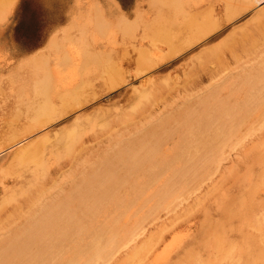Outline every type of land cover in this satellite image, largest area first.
I'll return each mask as SVG.
<instances>
[{
  "label": "bare ground",
  "instance_id": "obj_1",
  "mask_svg": "<svg viewBox=\"0 0 264 264\" xmlns=\"http://www.w3.org/2000/svg\"><path fill=\"white\" fill-rule=\"evenodd\" d=\"M194 1H197V3L199 2L198 0H192V2H189L192 3L191 9ZM209 1L210 0H207V2ZM1 2L2 0H0V4ZM241 2H245L246 4L252 6H260L262 2H264V0H243ZM198 4L196 5V8L198 6H201L203 3H200L201 5ZM9 5L7 4V6ZM162 5L165 11H167L166 14L163 17H159L156 26L154 25L153 27H151V25H148V29L145 30L144 28V30L146 33L149 32L155 40L165 43L166 46H163H165V48H168L166 50H169L171 55H175L181 50L195 44L205 36L213 33L217 28L222 26L224 22L230 20L235 16V12L230 8H226L227 12L224 10L227 15L224 19L222 18V21L217 20L215 18L216 14H212L211 11L203 13L195 12L196 10L194 11L192 9L193 11L191 12L190 9H187V7L189 6L188 0H163ZM224 5L226 4L224 3ZM5 8L6 7H4V9ZM156 9L157 8H155V12L157 11ZM199 11L201 10L199 9ZM3 12L5 13V11ZM261 14L264 18L263 13ZM155 15L157 14L155 13ZM259 16L257 18H259ZM135 17L136 16H134V18ZM152 19L153 17L151 18V20ZM116 20L114 23H116ZM135 20L137 19L135 18ZM147 20H149L150 22L149 18H147ZM139 21L141 20H138V22ZM118 23L120 26V20L118 21ZM124 25L123 28H121L122 26L120 27L122 29L121 33L125 35V37L126 35L128 37L132 33V30L129 28V25L127 27L126 23ZM149 27H151L150 30ZM104 28L106 27L104 26ZM112 28H116V25ZM141 28L143 29V27ZM260 29V32L257 30L260 34L257 32L258 35L255 37L252 36L253 38L248 37L249 40L245 36H241V38L239 39H231L226 41L220 47H215L205 51L204 55H202L203 53H200L202 55L200 61L202 64L208 62L210 64V61L216 64V67H214L212 70L210 68L208 70L209 72L207 73V76L210 80H212V83L210 82L211 84L209 83V86H207L206 84L205 86L207 87L205 88L202 87L203 92L194 97L197 102H194L196 104L195 106L194 104L191 105L188 103V107L185 108L184 105H186V103H181L180 105L184 104L183 107L185 109L183 111L180 109L181 111L179 112V110L176 108L178 112L175 114L168 112V114L166 115H161L159 117L160 122L155 128H146V124H142L144 121H142V123H139L138 121V123H135L134 128H129L133 129V138H130L122 133L123 135L121 134L122 136L119 138V140H117L116 138L118 137L115 136L116 140L113 139V141L112 137L114 135V132L111 133V130H113L112 128L114 127V125L116 126L117 122H120L121 124L126 121V124L130 126L132 125L130 124V122L135 121H129L130 119H134L133 116V118L122 116L117 120L114 118V123L106 124V128L108 131L105 132L104 130H102L105 133H108L110 131V136L113 134L111 136V140L113 142H110L108 144L104 143L106 144V146L104 147V149L101 148L103 151L101 150L100 152L92 153V149L90 148L92 147L95 150L98 149L99 146L98 148H94L90 145L92 143L91 142L90 144H88L91 147L88 148V146H85V143L83 141V137L86 134H89L88 130H93V128L95 127L94 118L91 115H88L87 117H78L76 120L72 121V124L68 123L70 125L69 127H62L63 130L61 131L63 132H59L60 134L57 137H52L51 134H46L17 149L13 153L12 161L15 164L31 165L32 172H30L31 174L29 173V176H27L24 181L17 185V188L12 191L10 190L11 193L9 194V196L4 198L3 204H0V211L4 208H7L9 205L13 207V210L9 214L8 220H6L5 222L7 232L6 234H8V236H10L13 240V242L11 243L13 249L9 248L10 250L8 251L3 249L4 254L0 255V264H106L116 251H120L121 248L126 246L133 239H135L134 242L136 241L135 237L140 234L144 224L151 221L153 223V220H159L160 218L158 219L157 217L163 210L172 207L179 199H184L185 197L191 195L194 191L201 188L203 183L207 179L212 178V175L214 174L216 169L221 167V162L224 160V154L225 152H227L226 150L233 149L237 145L243 147V150L241 149V158L244 159L243 162L245 161V166L243 164L244 169L242 173L239 172L236 168H231L227 170L228 175L224 182H221L214 186L213 182L215 180H213L211 184L214 187L209 191L211 193L214 192V194L212 196V200L210 199V203L203 200V196L201 194V198H199L200 196L198 197L199 199L195 198L194 205L192 204L191 207L188 205L187 209L185 208L184 211L179 213L177 212L178 214H175V216L172 215L170 223L161 225V223L163 222L162 220V222L158 224L160 226H158V228L156 229V225V230H152L154 232L147 231L148 233H152L148 236L147 239L142 240V244H140L139 246L136 245V247H134V244L136 243L133 244L134 246L131 245V249L129 250V252H127L125 259L122 258L124 259V262L121 264H137L146 259L152 252V250L157 246V244H159V242H162L166 238L167 233L173 230V226L180 224L181 227V224L192 221V219H195L193 218V213H197L199 211L203 213L202 220L204 221L205 225H199V228L196 232L198 236H205L207 238H226L225 236H228V238L232 237L231 233H233L234 231H226L228 229L225 226L226 224L222 223L223 221L214 224L215 222L213 221V211H215L217 215L222 216L221 218L224 221H231L234 218L243 221V224L249 228L247 232L243 231L246 232L245 234L241 233L248 241V246L245 249L246 251H244V264H263L264 218H257V216H254V214L251 215V213L258 207L263 209V199L258 198L256 194L257 192H263L264 185V137H259L256 143L251 142V144L244 140V137L253 134L255 130H261L263 128L262 123L255 124V122L259 119V114L261 115L264 113V22L263 24H261ZM144 30L142 32H144ZM137 32L136 36H138ZM251 33L253 34V32ZM109 34L112 35L110 32ZM238 36H240V34ZM128 38L130 39L131 37ZM120 40H118V43ZM139 40H141V38ZM124 41L126 40L124 39ZM130 41L132 42V40ZM122 43L123 42L121 41V44ZM108 45V47L110 48L111 45ZM117 45L115 50H117ZM106 46L107 45H105V47ZM112 47L114 46H111V48ZM134 48H136V46ZM150 48H152V46ZM85 51L89 50H87L86 48ZM120 51L122 50L120 49ZM109 52H111L110 49L107 53ZM99 53L101 54L103 53V51ZM226 53H228L230 57L225 56ZM78 54V57H80V55H83L84 53ZM85 54H89V52H86ZM90 54H92V52ZM139 55L140 59L137 63V67L140 73H142L149 70L152 66L148 62L150 59L147 60V52L142 51ZM161 56L162 54L160 55V58H164ZM228 58H232L233 61L240 63L239 65L243 67L245 64H248V68L246 67V70L244 72L245 74L235 76L233 75L234 78L233 80H231V84H228L226 82V86H229H223L225 87V90L227 89L225 97L230 96L234 99L232 103V100L229 101L230 104L226 102V100L224 99L225 97H222V93L224 92H222L223 89L220 87L221 83H219L220 85H217L218 82L216 83L214 81L215 78H217V75H220L223 73V71L227 70L228 67L226 66V63ZM64 64H68V62L65 60ZM91 64L96 67L95 71H97L95 76L92 75L93 73H90V75H92L93 77L89 78L90 75L87 74L90 71L89 66ZM193 66L195 67V69H197L196 64ZM208 66H206L205 68H207ZM229 67L233 69V66ZM201 68L202 70H204L202 65ZM193 70L191 69V71ZM46 72L44 71L41 79L39 78V81L35 83L36 86L32 85L35 87V94L41 98V101L38 102L39 104H37L36 106H32L31 109H28V112L30 114V121H28L26 125L21 129L12 130V132L6 139V144L0 146V152H3L4 147H7L9 145H12L13 147L16 146L20 142L31 137L33 134L35 135V132L39 131L40 129L49 126L61 117L75 111L78 108L85 106L86 104L97 98L99 95L98 92L94 91L89 95L86 94L90 89H94V85L97 81H101L100 85L104 90H110L117 87L121 83L120 80L122 79L119 76L120 71L114 58L109 56L106 57L105 54L102 56L97 55V57L93 58L92 61L86 60L84 64V70L82 72L83 74L81 75V77L80 75H78L80 78H76L77 72L73 74L74 76H72L71 72L67 71L70 72L71 75H69L70 79L68 78V82L67 80H65L67 79V76L64 79V77L62 76L63 74H59L60 78L63 77V80H61L59 79V76L51 78L48 75L49 73L47 74ZM205 72L207 71L205 70ZM191 73L190 75L193 78L195 75L192 76ZM196 75L200 76V74ZM222 75H220V77ZM227 75H229V73H227ZM227 75H225V77ZM37 76H39V74H37ZM221 79H223V76ZM218 80L220 79L218 78ZM64 81L67 82V85H65ZM156 84H158V82ZM17 85L19 86V84ZM158 86L155 87L154 90H157ZM101 87L99 89H102ZM164 87L166 88V86ZM187 87L192 88V84L191 86ZM172 88H174V86H172ZM95 89L97 90L96 87ZM154 90L153 93L156 92V90ZM10 92H12V90ZM194 92L196 91L194 90ZM186 94L188 95V93ZM186 94L184 93V95ZM155 95L156 94L154 93L146 94L145 96H143V101L145 102L144 106H142L143 109L140 110L142 112V116L144 115L143 113H145L143 110H147L148 106L152 105V102H154L153 100H151V98ZM32 96L34 97V95ZM171 99L168 105L172 104ZM179 101L181 102L180 99ZM151 107L152 106H150V108ZM161 108L159 109V111L161 110ZM165 108H162L161 111L165 112L163 110ZM172 109L176 110L175 107ZM112 111L114 112V110ZM152 113L150 114L153 116ZM228 115L232 119L231 124L227 125L223 122H220L224 117ZM144 118L145 117H143V119ZM141 127H143V129ZM100 131L101 129L99 130V132ZM131 131L130 133H132ZM96 132L99 133L97 130ZM99 134L102 133L100 132ZM107 135L108 134H106L105 136ZM107 139L103 140L107 141ZM97 141L95 142V144L98 143ZM109 141L110 140H108V142ZM169 141H171V143ZM167 143L172 144L173 146H168ZM166 145L169 148L166 147ZM237 161L239 162V160ZM231 162L233 161L231 160ZM223 165L225 166V164ZM240 168L238 167V169ZM219 176L220 175H218L217 177ZM16 180L18 179L16 178ZM231 184H236L239 188L247 189L248 194L230 197L229 186ZM207 189L208 188H206V190ZM206 190L204 191L205 194L207 192ZM185 201L187 203V200ZM232 208H235V210H232ZM168 219L170 218L168 217ZM196 220L197 219H195L194 221L197 222ZM0 229H2V227ZM178 232L176 231V229L170 232L171 235H174V237L176 238V242L172 244V251L180 249L182 253L186 252V254L176 260H168L167 258L163 260V257H161L163 260L161 264H215L213 262L210 263L211 260L208 259V262H204L201 258L200 252L197 249H193L190 247L186 248L184 244V242L186 243V241H180L187 236L188 231L182 229L181 232ZM192 235L193 238L194 234ZM166 243H168V241ZM5 244L7 245V243ZM31 245H34L36 247L35 250L31 249ZM3 247L6 248L7 246H2V248ZM2 248L0 249V251L2 250ZM225 250L226 248L224 246H221L220 250L217 251V254H222V252H224ZM122 252L125 253L126 251ZM162 253L164 254L165 252L162 250ZM156 255L157 254H155V256ZM155 261H157V263L160 262L155 259L153 260V263L155 264H157Z\"/></svg>",
  "mask_w": 264,
  "mask_h": 264
},
{
  "label": "rangeland",
  "instance_id": "obj_2",
  "mask_svg": "<svg viewBox=\"0 0 264 264\" xmlns=\"http://www.w3.org/2000/svg\"><path fill=\"white\" fill-rule=\"evenodd\" d=\"M154 1L155 0H153V1L152 0H15V1L14 0H2V2H1L2 5L0 4L1 5L0 6L1 7L0 8L1 9V11H0V77L2 79V80L0 79V120H1L0 121V146H3L6 144V139L8 138V136L10 135V133L12 132L13 129H15V130L21 129L22 127H24L26 125V123L28 121H30V119H29L30 114L28 112V109H31L32 106H36L37 104H39L38 102L41 101L40 100L41 98L38 97L34 92V88H35L34 86H36L35 83H37V81H39V78L41 79L44 71L45 72L48 71L46 73L47 74L49 73L48 75L51 78L59 76V79L63 80L62 78L64 77V79H65V77L67 76L66 77L67 79H65V80H67V82H68V80L70 79L69 78L70 72H71L72 76H74L73 74L77 72L76 78H80L81 75L83 74L82 72L84 70V64H85L86 60L92 61L93 58L97 57V55L102 56L105 54L106 57L109 56V57L114 58L117 66L119 68V71H120L119 76L122 79L120 80L121 83L118 85L119 87L117 86V87L112 88L110 90H104L100 85L101 81L100 80H99L100 82L97 81L98 83L97 82L95 83L94 89L93 90L90 89L86 93L89 95L94 91L98 92L99 95L97 98H95L94 100H92L91 102L86 104L85 106L78 108L75 111L61 117L60 119L56 120L55 122H53L49 126L43 128V129H40L39 131L35 132V135L33 134L31 137L25 139L24 141L20 142L16 146L13 147L12 145H9L7 147H4L3 152H0V162L2 163V164L0 163L1 164L0 165V182H1L0 183V198H1L0 204H3L4 198L9 196V194L11 193L10 190L12 191L15 188H17V185L20 184L22 181H24L25 178L27 176H29V173L32 172L31 165L15 164L12 161L13 153L17 149L26 145L27 143H30L34 139L40 138L46 134H51L52 137H54V136L57 137L60 133L63 132V131H61V130H63L62 127H65V128L67 126L69 127L70 126L69 124L70 123L72 124L73 120H76L78 117H83V116L87 117L88 115H91L94 118L95 127L93 128V130L92 129L88 130L89 134L85 133L86 135L84 136L85 138L83 137V141L85 143V146L86 147L88 146V148L91 146H93L94 148H96V147L98 148V146H99V148L95 149V150L91 147L90 149H92V153L100 152L102 149H104L106 144L113 142L116 139L119 140V138L123 135L122 133H124L125 135H127L130 138H133L134 137L133 129H129V128H132V127L134 128L135 123H138V121H139V123H142V121H144L142 124L143 125L146 124L145 125L146 128H149V127L155 128L157 126V124H159V122H160L159 117L161 115H163V114L166 115V114H168V112L175 114L178 112L177 109L179 110V112L181 110L183 111L185 108L188 107L187 106L188 103L191 105L194 104V106H195L196 104L194 102H196V99L194 97L203 92L202 87L205 88V87L209 86L210 82L212 83V80H210L208 78L207 73L209 72L208 70L210 68L212 70L214 67H216L215 66L216 64H214V62H211V61H210V64H209V62L204 63V64H202L200 62L201 57H202V55H204L205 51L210 50V49L215 48V47H220L226 41L231 40V39H239V38H241V36L242 37L245 36L247 39H248V37L253 38L252 36H254V37L257 36L258 35L257 32L259 30L261 31L260 26L264 22V18L262 17V14H261V13H263V15H264V2H262V4L260 6H258V5L252 6V5L246 4L245 2H241L243 0H210L209 2H207V0H198L201 4L203 3L202 5L199 2H198L199 3L198 4L197 1H194L192 9L194 11L196 10L195 12H203L204 13V12L211 11L212 14H214V15L216 14L215 18L219 21L220 20L222 21L225 18V16L227 15V13H225V11L227 12L226 8H230L231 10H233L235 12L234 13L235 16L232 17L230 20L224 22V24L222 26H220L219 28H217L213 33H210L209 35L205 36L203 39L199 40L195 44L181 50L180 52L176 53L175 55H171L169 50H166L168 48L167 47L165 48V46H166L165 43L158 41V40H155L149 32L148 33L145 32V30L148 29L147 28L148 25L149 26L151 25V27H153L154 25L156 26L157 21L159 20V17H163L167 12L163 8V5H162L163 0H156L155 2ZM205 1H206V3H205ZM189 2H192V0H188V5H189L188 7L189 8L187 7V9L188 10L190 9V11L192 12L193 11L191 9L192 3H189ZM6 3L8 5L10 3L11 6L10 5L7 6ZM209 3H210V5H209ZM224 3L226 5H224ZM159 4H161V5H159ZM197 4L201 5V6H198L196 8ZM204 4H206V5H204ZM4 7H6V8L4 9ZM224 7H225V9H224ZM237 7H238V9H237ZM155 8H157L156 10L158 12L157 11L155 12ZM198 8L201 11H199ZM3 11H5V13ZM155 13L157 15H155ZM222 14H223V17H222ZM134 16H136L135 18L137 20H135ZM258 16H259V18H257ZM3 17H4V19H3ZM152 17H153V19L151 20ZM89 18H91V19H89ZM147 18L150 19V22H149V20H147ZM115 20H116V23H114ZM119 20H120V24H121L120 26L118 23ZM138 20H141V21L138 22ZM90 21H92V22H90ZM145 21H146V23H145ZM259 22H261V23H259ZM103 23H104V25H103ZM113 23H114V25H113ZM123 23L124 24L126 23L127 27L129 25V28L132 30V33L130 34L131 36L130 35L128 36V37H131L130 39L127 37V35L125 37V35H123L121 33V30H122L121 28H123V25H124ZM132 23H133V25H132ZM115 25H116V28L113 29L112 27H115ZM130 25H132V26H130ZM104 26L107 29L104 28ZM141 27H143V29ZM151 27H149V30ZM139 28H141V29H139ZM144 28H145V30H144ZM103 29L106 31H104ZM137 29H138V32H137ZM143 30H144V32H142ZM250 30H252V31H250ZM109 32L112 35H110ZM136 32L138 33L137 34L138 36L140 35L139 37L136 36ZM251 32H253V34ZM254 32H256V33H254ZM142 34H143V36H142ZM237 34L238 35L240 34V36H238ZM231 36H233V37H231ZM123 38L128 43L126 41H124ZM140 38H141V40H139ZM149 39H150V41H149ZM118 40H120L119 43H118ZM130 40H132V42ZM121 41L123 42L122 44H121ZM63 44H64V46H63ZM108 44H110L111 46H114V47L111 48V46H110V48H109ZM139 44H140V46H139ZM213 44H214V46H213ZM51 45H53V46H51ZM105 45H107V46L105 47ZM116 45H117V50L119 49L118 51L115 50ZM163 45H165V46H163ZM59 46H61V47H59ZM135 46H136V48H134ZM142 46H144V47H142ZM151 46H152V48H150ZM206 46H208V47H206ZM52 47H53V49H52ZM86 48L89 51H85ZM96 48H98V49L100 48V49L98 50ZM104 48H106V49H104ZM108 48L111 50V52H109V53H107L109 51ZM123 48H124V50H123ZM102 49H104V50H102ZM107 49H108V51H107ZM120 49L122 51H120ZM152 49H154V50H152ZM156 49H157L158 53H157ZM64 50H65V52H64ZM102 51H103V53L100 54L99 52H102ZM142 51L147 52V56H148L147 60L150 59L148 62L150 63V65L152 67L149 70L140 73V71L138 70V67H137V63L140 59L139 54ZM86 52H89V54H85ZM91 52H92V54H90ZM78 53H81V54L84 53V54L80 55V57H78L79 56ZM137 53H138V55H137ZM200 53L201 54L203 53V54L201 55ZM161 54H162L161 57H164V58H160ZM58 56H59V58H58ZM225 56L230 57V55L228 53H226ZM39 57L41 60L39 59ZM69 58H71V59H69ZM42 60H43V62H42ZM65 60L68 62V64H64ZM151 61H153V62H151ZM190 61H192V62H190ZM212 63H213V65H212ZM127 64L130 66V68ZM195 64H196L197 69H195V67L193 66ZM235 64H236V68L238 67L237 69H239V70H237L235 68ZM239 64L240 63L233 61L232 58H228L227 63H226V66L228 68L226 71H223V73H222L223 75L220 74L223 76V79H221L222 76L220 77V75H217V78H215L214 81L216 83L218 82L217 85H220L219 83H221L220 87L223 89L222 92H224V93H222L223 94L222 97H225V95H226L227 89L225 90V87L229 86V85L226 86V84L227 83L231 84L230 82H231V80H233L235 75L245 74L244 72L246 70V67L248 68V66H247L248 64H245L244 67L239 65ZM201 65H202L204 70H202ZM206 66H208V67L205 68ZM229 66H233L234 70L231 69V67H229ZM251 66H250V68H251ZM89 67H90L89 70L91 72L89 71V73L87 75H90V73L91 74L93 73L92 75L95 76L96 71H97V70L95 71L96 67L93 66L92 64ZM189 67H190V69H189ZM27 68H29V69H27ZM193 68H194V70H193ZM42 69H44V70H42ZM71 69H72L73 73H72ZM184 69H186V70H184ZM191 69L193 71H191ZM205 70L207 72H205ZM13 71H15V72H13ZM67 71H70V72H67ZM235 72H237V73H235ZM190 73L192 74V76L193 75H195V76L192 78ZM195 73L200 74V76L196 75ZM227 73H229V75H227ZM37 74H39L40 77L37 76ZM59 74L60 75L63 74L62 75L63 77L60 78ZM135 74H136V76H135ZM78 75H80V77ZM92 75H90L91 77L89 76V78H92L93 77ZM225 75H227V76L225 77ZM246 75H247V73H246ZM183 77H185V78H183ZM218 78L222 81L218 80ZM227 78H229V79H227ZM176 80L178 83L176 82ZM195 81L198 85L195 83ZM67 82H65V85H67ZM157 82H158V84H156ZM183 82L184 83L186 82V83L184 84ZM17 84H19V86ZM172 84H174V85H172ZM191 84H192V88L187 87V86H191ZM206 84H207V86H205ZM32 85H34V86H32ZM157 86H158V88H157V90L156 89L155 90L158 93L154 92L156 95L154 97L151 96L152 97L151 100L154 101V102H152V105H150L152 107L150 108V106H148L147 110H143L145 113H143L144 115L142 116V112L140 110L143 109L142 106H144V102H145V101H143L144 100L143 96H145L146 94H154L153 90ZM164 86H166V88ZM172 86H174V88H172ZM223 86H225V87H223ZM95 87L97 88V90L95 89ZM100 87L102 89H99ZM11 90H12V92H10ZM19 90H21V91H19ZM100 90H101V92H100ZM161 90L163 91V93ZM192 90H193V92H192ZM194 90L196 92H194ZM165 91L168 93H166ZM172 91H174V92H172ZM189 92H191V93H189ZM175 93L176 94L178 93L177 95L178 96L180 95V96L178 97ZM184 93L185 94L188 93V95L187 94L184 95ZM157 94H158V96H157ZM191 94H193V95L195 94V95L193 96ZM32 95H34V97ZM156 96H157V99L159 98V96H160V98L161 97L162 98L161 99L159 98L157 101ZM186 97L187 98L189 97L188 100ZM226 97L224 99L226 100V102H228V104H230L229 103L230 100H232L231 103L234 101L233 97L232 98L230 96H226ZM229 98H231V99H229ZM170 99H171L172 104L168 105L170 103ZM179 99L181 100V102L179 101ZM28 102H29V104H28ZM164 102H166V103H164ZM181 103H186V105L183 104L185 108L183 107V105H180ZM165 104L167 107L165 106ZM161 107L162 108L166 107L165 109H163L166 113L161 111L162 110ZM174 107H175V109L176 108L177 109L176 110L172 109ZM138 108H139V110H138ZM160 108H161V110H160L161 112L159 111ZM94 110H96L97 112ZM112 110H114V112ZM125 112H127V113H125ZM128 112H130V113H128ZM159 112H160V114H159ZM109 113H111V114H109ZM150 113H152L153 116ZM127 114H128V116H127ZM132 114H134V115H132ZM156 114H159V115H156ZM135 115H136V117H135ZM122 116H126L127 118H129V117L133 118L134 117V119H130L129 121H131V120H135V121H131L130 124H132V125H130V126L126 124V121H124L121 124H120V122L119 123L117 122L118 125L117 124H116V126L114 125V127L112 128L113 130H111V133L114 132L113 133L114 135L112 134L114 137V138L112 137V140L113 139L114 140L112 141L111 140L112 135L111 136L109 135L110 131L108 133H105L106 131H108L106 128V124H112L115 122L114 118L117 120ZM141 117H142V119H141ZM143 117H145V118L143 119ZM156 117L158 120L156 119ZM24 118H26V119H24ZM258 118H256V119H258L257 121L255 119V121H256L255 124L262 123L263 128L261 130H259V129L255 130V132L253 133L255 136L253 134H251V135L244 137V140L246 142H248L249 144H251V142L256 143L258 141L259 137L260 138L264 137V131H263V129H264V113L261 115L259 114ZM132 122L134 123V125ZM220 122H223V123L229 125L232 123V119L228 115V116L224 117L223 120H221ZM97 128H99V129H97ZM141 128L143 129V127H141ZM2 129H3V131H2ZM59 129H60V131H59ZM100 129H101L100 132L102 134H99ZM96 130L99 133H97ZM102 130H104L105 132ZM130 131L132 133H130ZM104 134L105 135L108 134L110 136V138L108 135L105 136ZM5 135H7V136H5ZM86 136H87V138H86ZM104 136H105V138H104ZM115 136L118 138H116ZM107 137H108V139H107ZM250 137H251V139L252 138L253 139L251 140ZM103 139H107V141H105ZM108 140H110V141L108 142ZM254 140H255V142H254ZM96 141L98 142L97 143L98 145L95 144ZM102 141H103V144H102ZM169 142L171 143V141H169ZM104 143H106V144H104ZM88 144H90L91 146ZM100 145H102V146H100ZM171 145L172 144H168V146H171ZM168 146L166 145V147H168ZM234 148H236V149H234ZM234 148L226 150L227 152H225V154H224V160L221 162L222 163L221 167L217 168L218 170L216 169V171L212 175V178H209L210 180L207 179L203 183L201 188H199L198 190L193 192L194 194L192 193L191 195L184 198L185 200H187V203L183 198H182L183 200L179 199L172 207L167 208L166 210H163L159 214V216L157 217L158 219L160 218L159 220H153V223L151 221L149 223L144 224L143 229H141L142 233L140 232V234H138L135 237L136 241L134 242L135 239H133L132 240L133 242L130 241L126 246H124L125 249L123 247V248H121L123 250L120 249V251H116L115 254L116 253L117 254L116 255L113 254L111 259L109 260L110 262L108 261L107 263L108 264H114V263L121 264V263H123L127 252H129V250L131 249V245L136 243V244H134L135 246L133 245L134 247H136V245L139 246L140 244H142V240L147 239L148 236L152 232H154L158 228V226H160L158 224H160L162 222V220H163V222L161 223V225H164L165 223L166 224L170 223V221L172 219V215L175 216V214H178L179 212L184 211L185 208L187 209L188 205L190 207L192 206V204L194 205L195 204V198L197 199L199 196H200L199 198H201L203 196L202 199L207 201L208 203H210L212 200V196H213L214 192L211 193L209 190H212L214 186L225 181V179L227 178V175H228L227 170H229L231 168H236L239 172L242 173V171L244 169L245 161L243 162L244 159L241 158L242 157L241 153H242L243 147L240 145H237ZM96 150H98V151H96ZM228 152H229V154H228ZM238 152H240V153H238ZM5 157H6V159H5ZM231 160L234 162V164H233V162H231ZM237 160H239V162ZM223 164H225V166L226 167L228 166V167L226 168ZM243 164H244V166H243ZM238 167L239 168L241 167V168L238 169ZM4 172H6V173H4ZM218 175H220V176L217 177ZM16 178L18 180H16ZM216 178H217V180H216ZM15 180H16V182H15ZM213 180H215L213 182L214 186L211 184V182ZM263 182H264V179H263ZM2 183H3V185H2ZM4 184H5V186H4ZM2 186H3V188H2ZM206 188H208V189L206 190ZM1 190H3V191H1ZM205 190L207 191L206 194L204 192ZM197 192H198V194H197ZM229 192H230V195H229L230 197L248 194L247 189L239 188L236 184H231L229 186ZM263 192H264V185H263ZM263 192L262 191H261V193L257 192V194H256V196H258V198L263 199V209L258 207L251 213V215L254 214V216H257V218H264V193ZM199 193H200V195H199ZM201 194H202V196H201ZM208 197H209V199H208ZM10 206L11 205H9L7 208H4L3 210L0 211V221H1L0 222V228L2 227V229H0V236L2 235L0 237V240L2 239L0 241V249L2 248V246H7L6 248H4V247L2 248V250L4 249L6 251L13 249V247L11 245L13 240L11 239L10 236H8V234H6L7 232H6V224H5L6 220H8V218H9L10 212L13 210V207L11 206L12 207L11 208ZM175 206L178 208H176ZM7 210H9V211H7ZM170 210H171V212H170ZM232 210H235V208H232ZM6 211H7V213H6ZM164 212L166 213V215ZM213 213H214L213 221L215 222L214 224H217V223L223 221L222 223H225L226 224L225 226L228 229L226 231H228V232L234 231L233 233H231V236H232L231 238H228V236H225L226 238H217L216 237L217 238L216 239L215 237L207 238L205 236H198V234L196 232L199 228V225L200 224H201L200 226L205 225L204 221L202 220L203 219V213L201 211H199L197 213H195V212L193 213V216H194L193 218L197 219L196 220L197 222L194 221L195 219H192V221L181 224V227H180V224H178V225L173 226L172 229L173 230L176 229L177 232H178V230H179V232H181L182 229L189 232V235L187 232V236L185 237L187 240L185 238H183L180 241L181 242H184V240L186 241V243L184 242L186 248L190 247L193 249H197L200 252L201 258L203 259L204 262H208V260H211V262L210 261L209 262L210 263L213 262L215 264H244V260H245V252L244 251H246L245 249L248 246V241H247V239H245V236L242 235L241 233L245 234L249 228L246 225H244L243 221H241V220L234 218L231 221H224L221 218L222 216L217 215V213L215 211H213ZM2 215H3V218H2ZM168 217L170 219H168ZM234 217H236V216H234ZM218 218H220V219H218ZM263 222H264V219H263ZM149 224H151V225H149ZM2 225L5 226V229H4V226H2ZM146 225H148V226H146ZM156 225H157V227H156ZM231 226H233V227H231ZM155 227H156V229H155ZM152 230H154V231H152ZM147 231H152V232L148 233ZM172 231H169L167 233L166 238L162 242H159V244H157V246L152 250V252L148 255V257L146 259H144L143 261H141L137 264H155V263H153V260H155V259L160 261L159 263H157V261H155L157 264H161L165 258H167L168 260H176V259L184 256L186 254V252L182 253L180 251V249H177L176 251L175 250L172 251V246H173L172 244L174 242H176V238L174 237V235H171V233H170ZM243 231H246V232H243ZM192 234H194L193 238H192V236H193ZM144 236H145V238H144ZM141 238H143V239H141ZM189 239H190V241H189ZM225 240H227V241H225ZM2 241H4V242H2ZM167 241H168V243H166ZM163 242H164V244H163ZM5 243H7V245ZM226 244H228V245H226ZM167 245H169V246H167ZM129 246H130V248H129ZM133 246H132V248H133ZM221 246H224L226 248V250H228V251L225 250L224 252H222V254L218 255L217 251L220 250ZM35 248L36 247L34 245H31V249L35 250ZM164 248H167V249H164ZM169 248H170V250H169ZM4 250L2 251V253L0 251V255L4 254ZM162 250L165 252L164 254L162 253ZM122 251H126V252L124 253ZM153 252H155V253H153ZM167 252H168V254H167ZM207 252H209V253H207ZM212 252H214V253H212ZM155 254H157V255L155 256ZM159 254H160V256H159ZM122 255H124V256H122ZM161 257H163V260ZM120 258H121V260H120ZM122 258H124V259H122ZM115 259H116V262H115ZM145 262H147V263H145ZM263 264H264V223H263Z\"/></svg>",
  "mask_w": 264,
  "mask_h": 264
}]
</instances>
